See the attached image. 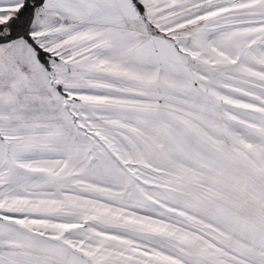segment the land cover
I'll use <instances>...</instances> for the list:
<instances>
[{
	"label": "snow or ice",
	"instance_id": "1",
	"mask_svg": "<svg viewBox=\"0 0 264 264\" xmlns=\"http://www.w3.org/2000/svg\"><path fill=\"white\" fill-rule=\"evenodd\" d=\"M0 264H264V0H0Z\"/></svg>",
	"mask_w": 264,
	"mask_h": 264
}]
</instances>
